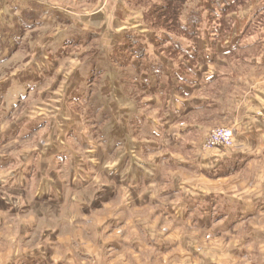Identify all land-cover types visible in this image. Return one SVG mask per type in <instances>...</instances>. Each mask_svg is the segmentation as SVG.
<instances>
[{"label":"crops","instance_id":"obj_1","mask_svg":"<svg viewBox=\"0 0 264 264\" xmlns=\"http://www.w3.org/2000/svg\"><path fill=\"white\" fill-rule=\"evenodd\" d=\"M61 1L5 0L0 8V65L24 44L33 46L22 60L14 58L24 66L4 71L8 75L0 80L6 102L0 105V212L7 213L0 215V242L7 243L0 246V264H150L154 253L163 259L176 254L181 264H226L220 253L248 255L245 249L255 240L264 241V228L252 223L264 214V124L258 115L264 89L240 111L218 107L201 92L225 76L223 61L235 52L261 47L252 64L264 67V31L248 29L256 8L232 14L238 21L227 32L208 33L209 46L200 39L196 64L181 56L179 71L176 59L155 49L150 31L124 3L130 16L110 27L108 18L102 21L104 7L76 16ZM42 30L50 33L33 35ZM132 30L143 35L128 49ZM98 40L102 48L92 58L88 46L98 47ZM180 40L183 52H191V40ZM138 47L140 54L133 52ZM127 84L144 97L142 105H129ZM35 94L38 99L25 108L32 120H15L22 106L15 101ZM91 104L93 128L72 110ZM205 110L231 115L235 148L207 153L200 140L190 139L197 125L188 120ZM36 133L43 134L37 146L10 149ZM181 147L199 158H183L176 152ZM180 169L194 176H180ZM19 194L28 198L24 213L15 214L13 196ZM66 202L76 210L71 217L58 214ZM14 220L20 221L3 235ZM240 226L245 234L230 244L207 245Z\"/></svg>","mask_w":264,"mask_h":264},{"label":"rangeland","instance_id":"obj_2","mask_svg":"<svg viewBox=\"0 0 264 264\" xmlns=\"http://www.w3.org/2000/svg\"><path fill=\"white\" fill-rule=\"evenodd\" d=\"M200 0H191L190 3H188L187 7L185 8V11L182 15L183 21L185 20V17H187L189 9L195 8V5L199 3ZM62 3L66 4L71 11H73L74 14L77 15H82L84 14H90L93 12L94 9L100 8L103 9L104 7V14L102 21H104L106 18H108L109 21V26L111 27V22L117 21L118 17H124L128 18L130 15H124L123 13V5L127 7L132 15L131 17H134L138 20L141 21L143 26H145L149 31L150 34L148 37L153 36V31L148 28L152 27L153 30H156L158 32L157 35L159 37L165 38L163 35V31L161 29H164V27L161 25V22L165 20L164 16H161L162 13H164L162 10H156L158 7V3H163V0H142L139 2V0H62ZM124 3V4H123ZM121 4H123L121 6ZM264 4V0H239L238 3L234 4L230 8V12L227 11V13L234 14L236 17H239L240 15L238 14H243L246 13L250 8H256V12L259 11V7ZM216 7V6H215ZM246 17H249V15H244ZM201 20V18H200ZM101 21V22H102ZM171 20H168L170 22ZM224 21H228L227 18H224ZM238 21V18L234 19V16L229 19L230 26L233 27L234 23ZM203 22V26H197V30L195 31V48L193 49L192 53H189V64L191 66H194L196 64L195 56L196 53H198V49L200 48V39H205L207 43L201 41L202 46L206 44V46L210 45V40L204 38L208 37L210 33V26L207 24H214L218 23L217 20H213V23L210 21V18L204 14L202 16V20L199 21ZM148 25V26H147ZM244 27V23L239 27V29ZM230 28V27H229ZM250 33H256V32H261L264 31V12H261L257 17L255 22L248 28ZM173 30H177L176 27L173 28ZM229 30V29H228ZM177 32V31H176ZM48 33H50L48 30L47 31H34L33 35L35 37H41L42 39L44 36H47ZM142 32H137V31H130L128 32L127 37L128 38H136L139 39L142 36ZM78 43L84 41L82 34L79 35L78 38ZM41 42H39L40 44ZM104 46L107 47L105 44ZM182 46V45H181ZM99 47V48H98ZM98 47L95 46L93 43H89L88 48H90V57L96 58L98 55V49L101 50L102 45L99 43L98 40ZM159 53H161L163 56L167 58H173L176 59L174 61V67H176L177 70L182 71L179 59L185 54H181V50H174L171 47V43L168 42H163L159 46ZM32 48L33 46L30 47V45H25L17 50L18 53L17 55L14 56V58L19 57V60L23 58L24 55L22 54H29L27 52L28 49ZM80 49L83 48V46L79 47ZM86 46H84L83 49H85ZM151 48H155L151 46ZM157 49V48H155ZM16 51V52H17ZM141 47H138L136 50H134V53H141ZM180 51V52H179ZM15 52V53H16ZM14 53V54H15ZM261 47L255 46L253 48H249L247 50H242L235 52L232 56H230L228 59L224 60L226 64L222 66L221 71L225 74L224 77H222L220 80L216 81L213 83L210 88L204 90L203 96L205 97H210L214 101L218 107L223 106L224 108H230L231 110H242L243 106H248V105H253V101L251 102V99L255 97V93L260 91V89H264V67L262 66H256L252 64V59L254 58H261ZM116 57V55H115ZM13 58L10 59L8 62H6L4 65H0V80H2L4 77L7 75L4 74V71H9L12 70L13 72L22 68L24 66V63L21 61H15ZM75 60V58H74ZM26 64V63H25ZM160 69H164V65H159ZM11 72V71H9ZM11 72V74L13 73ZM240 81L241 84H237L236 82ZM43 99L48 94L47 92L43 93ZM140 93H138L131 85L127 84V90H126V100L129 103V105L132 106H138L142 105V99L144 98ZM142 97V99H141ZM38 99V95L35 94L34 96H31L29 99H27L24 103H20L19 101H15V105H22L20 106L19 109L16 110V113L14 114L13 118L15 120L21 118L23 121H31L32 119L25 118V108H28L30 105H33V103ZM259 100V98H257ZM96 102H100L99 99L95 100ZM8 102V101H7ZM4 100L1 99L0 97V105H6ZM264 104V103H263ZM29 105V106H28ZM91 107L92 104H91ZM264 109V108H263ZM73 113L75 112H81L84 117H85V122L93 128L94 123L92 122V115L90 112V109L88 107H74L72 108ZM230 110V112H231ZM238 110V111H240ZM216 110H205V111H200L196 115L192 116L188 121L191 122L192 124L197 125V129L193 131L190 135V139L194 142L200 140L201 142V150L207 152V153H212V152H222L225 150H231L236 147L237 141L235 137V126H233L231 122V115L227 116H222L220 117L216 113H214ZM76 114V113H75ZM244 114V112H243ZM258 115L260 116V120L263 123L264 120V110H261L258 112ZM27 116V115H26ZM232 125H231V124ZM225 128V129H231L233 132V138H232V145L228 146L229 143L226 144L225 147H215L212 145L207 146V140H209L210 135L218 129ZM39 134V135H38ZM36 133L34 134L30 139H28L25 142H16L12 148L13 150H25L28 148H33V146H37V140L42 138L41 133ZM221 143V142H219ZM194 146H197L193 144ZM184 150V147H181L178 149L176 152H178L183 158L186 157L189 161H196L199 158L200 154H193V153H187ZM5 151V150H4ZM8 152V151H5ZM180 173V176H183L184 174H187L189 176H194L190 171L180 169L178 170ZM197 181H201L198 178V175H196ZM214 188V185L210 187V189ZM1 193V192H0ZM23 196V197H22ZM251 196H253V193H251ZM14 198V205H16L11 212L18 214V213H24L23 212V205L27 201L26 199L28 198V195H15L13 196ZM246 198V196H244ZM69 202H66L65 205H62L61 207L57 208L58 211H62L64 209V213H58L60 215L68 216L71 217V215L76 213V210L71 206ZM51 207H43L41 209V212H46L49 210ZM114 207H112L113 209ZM55 210V208H54ZM102 214V211L100 212ZM99 214V213H97ZM0 215L7 216V213H1ZM10 220H13L11 218ZM20 220H14L9 223H7L2 229L3 235L9 231L10 232V227H15L16 224H18ZM255 225H258L261 228H264V214L263 215H258L256 218L252 220ZM65 224L70 225V221L68 220ZM91 224V223H90ZM167 230L166 228L163 227V230ZM246 227L245 226H240L238 227L234 232L229 233L226 236L223 237H217V238H209L207 245L212 247H223L226 244H230V238L236 237L237 235L245 234ZM71 232L67 231L66 233ZM91 232L89 230H85L84 236L86 237H91ZM215 241V242H213ZM7 245L6 242L1 241L0 246ZM9 245V244H8ZM245 251H248V255L245 254H239L237 256H229L225 255L223 253H220L219 256H223L224 258V263L226 264H264V241H260V239L255 240V243L252 244L251 246L248 247V250L245 249ZM162 255L159 253H154L151 255V258L149 259L148 263L150 264H181V261L177 258L176 254H171L164 259L161 258ZM240 257V258H239ZM222 262V263H223Z\"/></svg>","mask_w":264,"mask_h":264},{"label":"trees","instance_id":"obj_3","mask_svg":"<svg viewBox=\"0 0 264 264\" xmlns=\"http://www.w3.org/2000/svg\"><path fill=\"white\" fill-rule=\"evenodd\" d=\"M142 0H139V2ZM191 0H163V3H158V7L156 10H162L164 13L161 14V16H164L165 20L161 22V25L164 27V29H161L164 33V37H159L157 35L158 32L156 30H153V28L148 26L150 30L153 31V36L149 38V41L156 47L162 44L163 42H170L171 47L174 50H181V54H185L187 57L189 53H192L193 49L195 48L193 45H195V37L194 33L197 30V24L199 21L202 20V16L206 14L207 17L210 18V21L213 23V20H217L218 23L214 24H207L210 26V33H225L228 31L230 27L229 19L231 18L232 14L227 13V11L230 12V8L239 2V0H200L199 3L195 5V8L189 9L187 17H185V22L183 21V13L185 11V8L187 7L188 3H190ZM216 6V7H215ZM264 4L261 5L258 12H256L255 16L257 17L261 12H264ZM201 18V20H200ZM224 18H227L228 21H224ZM168 20H171L168 22ZM186 23V24H184ZM176 27L177 30H173V28ZM222 27H225L223 30H220ZM177 31V32H176ZM181 38H186L191 40L192 44V51L187 54V52H183L182 46H181ZM136 38H128L127 37V48L128 49H134L133 41ZM183 56V55H182ZM91 115L95 112V108L89 107ZM94 115H92L93 117Z\"/></svg>","mask_w":264,"mask_h":264},{"label":"built area","instance_id":"obj_4","mask_svg":"<svg viewBox=\"0 0 264 264\" xmlns=\"http://www.w3.org/2000/svg\"><path fill=\"white\" fill-rule=\"evenodd\" d=\"M5 0H0V8L4 4ZM264 124V120H263ZM232 138H233V132L230 129L221 128L212 133L210 135L209 140H207V146L212 145L215 147H225L227 143H229L228 146L232 145ZM221 142V143H219Z\"/></svg>","mask_w":264,"mask_h":264},{"label":"bare ground","instance_id":"obj_5","mask_svg":"<svg viewBox=\"0 0 264 264\" xmlns=\"http://www.w3.org/2000/svg\"><path fill=\"white\" fill-rule=\"evenodd\" d=\"M1 141V140H0ZM116 195V194H115ZM111 198V197H110ZM55 201V200H54ZM16 206V205H15ZM92 211V210H91Z\"/></svg>","mask_w":264,"mask_h":264}]
</instances>
